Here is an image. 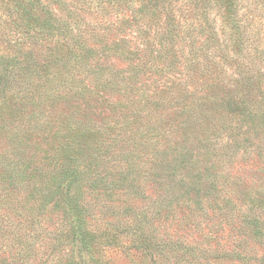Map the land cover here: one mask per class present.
<instances>
[{
  "label": "rangeland",
  "instance_id": "obj_1",
  "mask_svg": "<svg viewBox=\"0 0 264 264\" xmlns=\"http://www.w3.org/2000/svg\"><path fill=\"white\" fill-rule=\"evenodd\" d=\"M62 1L0 0V52L16 46L29 59V68L16 73L17 80L0 99V152L8 153L1 158L17 164L8 185L0 187L8 188L9 194L12 182L13 197L4 199V213L30 235L28 249L19 251L22 241L10 230L0 234V264H151L139 252L119 247L84 248L58 242L52 249L51 239L73 220L74 197L83 202L87 219L117 222L122 216L138 220L147 208L154 213L149 200L164 193L165 181L181 193L185 183L195 178V170L183 166L170 175L175 154L168 146L181 142L196 155L202 174L209 165L207 150L222 153L221 173L208 188L217 197L211 207L243 211L248 206L244 195L248 186L264 189V124L253 130L248 122L243 124L245 116L210 104L209 93L216 85H225L229 69L196 75L190 78L193 85L183 87L182 80L175 79L180 63L168 70L167 57H153L159 46L160 37L154 34L158 20L136 12L137 2ZM172 1L176 17L190 28L175 44L176 60H182V51L201 56L211 50L207 25H213L230 48L246 38L264 40V0ZM50 61L57 63L53 66ZM251 104L264 112V102ZM197 106L203 113L196 109L187 119L186 110ZM163 151L169 162L160 160ZM129 153L138 155L132 160L142 177L127 176L120 187L94 180L95 172L106 170L108 179L115 180ZM162 162L170 166L164 169ZM260 204L255 210L262 212L264 202ZM206 211L208 216L185 207L174 210L158 233L171 244L205 248L218 242L217 247L238 244L248 249V259L220 257L203 264H264V244L250 235H233L238 234L237 218L217 226L210 216L215 209ZM33 217L34 226L26 222L22 228L23 220ZM157 264L182 262L168 252Z\"/></svg>",
  "mask_w": 264,
  "mask_h": 264
},
{
  "label": "trees",
  "instance_id": "obj_2",
  "mask_svg": "<svg viewBox=\"0 0 264 264\" xmlns=\"http://www.w3.org/2000/svg\"><path fill=\"white\" fill-rule=\"evenodd\" d=\"M120 1V0H116ZM126 2L132 1L137 2V11L141 16L145 18H150L157 21V26L152 20L150 23L155 25L154 34L159 38L158 49L154 58L165 59L167 57V69L169 70L172 66H177L180 63L181 69L178 70L175 79H181L183 87H188L192 84L190 78L196 75H205L208 71H226L229 69V80L225 82V85H216L213 93H209V101L215 108H226L228 113L237 115L241 114L245 116L246 121L243 124L247 125V122L253 130L259 128L261 124H264V112L259 113L257 109L251 104L252 101H257V103L264 102V40H250L248 38L241 40L235 48H230L225 46L223 39L217 34L213 25H207L209 34H212L210 38L213 41V46L211 50H205L206 52L202 55L194 54L193 51H188L187 54L181 52L182 60H176V52L178 51L177 46H175L178 40L183 39L184 34L188 35L190 28L188 23L179 21L175 15V6L172 0H124ZM60 3V0H57ZM56 3V2H55ZM61 3L63 1L61 0ZM58 5V4H57ZM30 9H34V6L30 3ZM201 14L205 13V6L201 4L200 9ZM205 22V21H204ZM191 36V34H190ZM192 37V36H191ZM230 49V50H229ZM166 55V56H165ZM261 57V58H260ZM56 61H50L48 64H54ZM29 68V59L26 54L21 55L16 46L2 50L0 52V99L4 98L8 91L11 89V83L15 79L17 80L16 73L19 70H27ZM178 69V68H176ZM174 72V71H173ZM183 76V77H182ZM189 80L191 82L189 83ZM223 82V81H222ZM189 83V84H188ZM230 83L229 85H226ZM228 86V87H223ZM208 92V90H207ZM216 92V93H215ZM187 93V91L185 92ZM253 97V100L252 98ZM203 113L201 106L186 110V118L194 116V110ZM238 121V120H237ZM243 121V122H244ZM184 142L174 144L173 146H168L171 152H174L175 160L172 166V173L174 175L177 171V166L189 167L190 170H195V178L185 183V188L181 193H177L173 185L168 184L167 181L164 182L165 188L164 193L159 194L153 200H149L151 205L154 207V213L151 214L150 208H147L142 213V217L138 220H127L121 217V220L113 222L107 218L102 217V219H96L92 216L93 220L89 217L86 218V214L83 209V202H78L74 197V202H72L74 207V212L72 214L73 220L69 223V227L64 231L55 232L53 237L55 240L51 244L52 249L55 248L58 242L67 245H79L84 248L94 247H119L122 250L131 251L134 250L139 252L146 258L151 260V264H157V260L160 257H164L170 252L182 264H203L202 261H209L212 258L220 257H232V260H242L244 258H249L246 255L248 249L239 248L238 244L230 246V248H225L226 246L217 247V243H214L212 247L210 243L207 244L208 247L196 248L194 245L190 246L187 243H179L178 241L170 243L169 240H164L162 236L158 233V228L161 223L165 221L167 215L172 214L174 210H179L181 208H187L189 212L191 210L202 213L208 216L209 213L206 211L207 207L213 208L214 212H210V216L216 218V224L221 225V223L231 224L236 221L231 218H237L238 221L234 222L238 229V234L233 233L236 237H253L254 241L259 244H264V215L261 216L264 211L260 212L255 210L259 208L260 203L264 202V189L255 188V186H248L244 195L248 198V206L241 212L234 207L218 206L211 207L213 202H216L217 198L210 192L209 187L214 186V180L218 173H221L220 161H222L221 154H217L212 150H207V158L209 165L203 168L204 174H202L198 166L196 165L198 159L195 154H193L190 149L184 148ZM140 145V142H138ZM21 148L20 139L17 144ZM187 152V153H186ZM242 153L247 154L248 151H243ZM225 154L228 155L227 152ZM6 151L0 152V185L4 183L8 185L11 174L14 173L17 164L13 161L7 162L3 161V158L7 156ZM179 155V158L177 157ZM134 155L129 153L124 159H126L124 169L117 172V178L115 180L108 179L109 170L104 171V174L96 173L94 180L103 183L104 186L110 187L113 184L120 187L119 182L123 183L128 178L127 176L133 175L134 180H138L144 174H142L137 166V163L132 160ZM223 156V155H222ZM162 161L166 160V151L162 152ZM216 161L217 164H214ZM165 162V164H166ZM159 164V163H158ZM163 162L159 164L162 168L166 169L170 165H165ZM165 166V167H164ZM206 171V172H205ZM101 172V171H99ZM130 178V181H134ZM145 181V179H140ZM183 183V178L180 179ZM9 194L6 190L8 188L0 187V234L7 233L10 230L13 237L18 238V241H22L19 251H25L29 247L28 237L29 234L23 232V230L17 226V223L13 224V220L9 218V214H5L6 206L3 205L5 198L13 197L12 182L9 183ZM133 188H139L134 186ZM191 196V197H190ZM229 198H226L225 202H229ZM192 202V204H191ZM246 203V202H245ZM205 205L206 207H204ZM215 205V204H214ZM224 207L226 209H224ZM87 209L90 210L89 204L87 203ZM14 214L20 216L18 212H13ZM163 219L161 220V217ZM22 217V216H21ZM20 217V218H21ZM12 221H11V220ZM24 219L21 223L22 228H24L25 223L28 222L29 225H33V220ZM156 223H159L158 225ZM16 228V229H15ZM221 229V228H220ZM219 231V230H218ZM35 237H39L40 234H34ZM40 237H44L43 234ZM127 239V242H124ZM214 241V240H213ZM224 245V244H223ZM264 246V245H263ZM242 251L245 254H242ZM202 259V260H200Z\"/></svg>",
  "mask_w": 264,
  "mask_h": 264
}]
</instances>
